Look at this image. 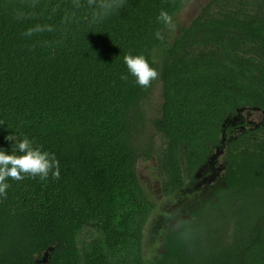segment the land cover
I'll return each mask as SVG.
<instances>
[{
	"label": "trees",
	"instance_id": "1",
	"mask_svg": "<svg viewBox=\"0 0 264 264\" xmlns=\"http://www.w3.org/2000/svg\"><path fill=\"white\" fill-rule=\"evenodd\" d=\"M185 1L125 0L95 25L81 8L77 22L61 26L71 0H38L34 9L0 0V150L11 154L15 142L5 137L15 134L60 162L58 180L6 181L0 264H147L155 202L138 159L156 157L172 196L225 132L223 184L166 233L158 264H264V125L235 136L229 125L239 109H264V0H208L170 39L157 17L165 10L175 20ZM17 11L31 15L17 19ZM38 23L57 31L26 37ZM128 54L159 72L148 89L128 72ZM157 84L150 136L145 107Z\"/></svg>",
	"mask_w": 264,
	"mask_h": 264
},
{
	"label": "rangeland",
	"instance_id": "2",
	"mask_svg": "<svg viewBox=\"0 0 264 264\" xmlns=\"http://www.w3.org/2000/svg\"><path fill=\"white\" fill-rule=\"evenodd\" d=\"M208 0H186L177 13L174 23L175 31H168L172 39L182 26H185ZM161 86L157 84L152 99L147 103L145 132L153 135L155 129L152 119L158 114L161 102ZM233 136L258 125H264V109L244 107L229 120ZM227 132L223 133L221 144L214 148L207 162L197 171L195 178L188 181L178 193L166 196L162 191L160 177L157 173L156 157H141L137 161V173L146 192L153 198L155 208L144 229L143 255L147 264H158L161 254L165 251L164 237L166 233L177 228L181 221L190 216V212L205 198L211 197L212 190L222 185L226 173L225 147L229 139ZM48 253H45L47 258Z\"/></svg>",
	"mask_w": 264,
	"mask_h": 264
},
{
	"label": "clouds",
	"instance_id": "3",
	"mask_svg": "<svg viewBox=\"0 0 264 264\" xmlns=\"http://www.w3.org/2000/svg\"><path fill=\"white\" fill-rule=\"evenodd\" d=\"M125 0H71V9L65 7L60 16V25L67 26L77 22L76 10L87 8L90 10L89 23L95 25L102 22L106 17L124 7ZM38 0H29L27 6L29 8H36ZM61 9L60 4L52 7V13H58ZM31 13L26 14L23 11L16 12V18L22 19L30 16ZM160 22L168 31H175L176 24L174 17L169 12L162 10L158 17ZM57 28L52 24H35L28 28L24 35L32 37L34 34L53 33ZM157 39H163L161 31L155 33ZM50 44L51 42L46 41ZM124 63L127 66L128 72L136 78V83L144 88L151 87L152 82L159 77V72L152 67L148 60L143 55H125ZM122 80H126L127 76H121ZM8 141H14L12 152L9 154L4 150H0V197H7V189L9 184L6 182L9 178L20 181L25 177H39L45 180L51 176L53 179H60V162L56 159L54 154L48 151H42L40 148L33 147L32 142L27 139L18 140L15 134H10L5 137ZM19 153V154H17Z\"/></svg>",
	"mask_w": 264,
	"mask_h": 264
}]
</instances>
